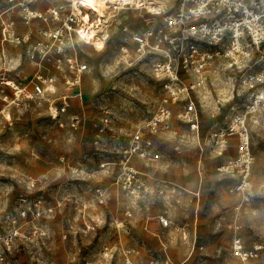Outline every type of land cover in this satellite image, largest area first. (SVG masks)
Listing matches in <instances>:
<instances>
[{
    "label": "rangeland",
    "instance_id": "rangeland-1",
    "mask_svg": "<svg viewBox=\"0 0 264 264\" xmlns=\"http://www.w3.org/2000/svg\"><path fill=\"white\" fill-rule=\"evenodd\" d=\"M54 2L40 4H47L46 9L63 6L59 21L68 5L66 0ZM8 7L0 1V12ZM128 14L129 26L136 30L158 29L163 21L145 23L139 18L143 13ZM128 14L122 13L124 18ZM2 19L14 20L19 33L27 30L16 10ZM118 28L116 22L111 25L106 47L103 40L87 45L73 39L77 55L67 51L66 64L76 60L89 70L83 75L82 97L72 100L68 114L59 120L50 118L47 106L63 93L61 80L41 104H11L12 91L0 86V235L21 227L11 261L125 264L123 250L134 246L139 264H245L234 247L241 240L246 251L262 248L250 264H264V107L255 115L261 125L249 123L252 163L246 189L236 192L239 174L221 170L223 162L238 156L237 140L229 142L223 158L216 157L210 143L213 131L226 127L232 114L247 105L246 71L231 68L225 60L207 70L205 86L191 94L198 133L178 119L177 105L172 133L146 134L153 154L138 160L154 181L167 182L168 188L163 195L133 201L115 185L117 151L156 112L163 80L152 73L156 55L140 58L129 42V56L123 58ZM34 68L24 45L0 44V79L5 75L27 83ZM106 115L111 126L102 133ZM161 218L168 219V227L161 225Z\"/></svg>",
    "mask_w": 264,
    "mask_h": 264
},
{
    "label": "built area",
    "instance_id": "built-area-1",
    "mask_svg": "<svg viewBox=\"0 0 264 264\" xmlns=\"http://www.w3.org/2000/svg\"><path fill=\"white\" fill-rule=\"evenodd\" d=\"M40 1L5 0L9 7L0 12V44L24 45L27 57L36 66L27 83L10 81L5 75L1 77L0 86L13 93L11 104H41L40 100L52 94L55 84L61 80L63 93L48 103L47 110L52 120L65 117L72 100L82 97L83 75L89 70L87 64L77 63L76 60L73 64H66L69 61L67 51H74L77 55L73 39L79 38L88 45L91 40L99 38L106 47L110 40V27L116 22L123 36L124 44L120 48L123 58L129 56V42L140 58L156 55L152 73L163 80L156 112L132 133L126 146L119 145L117 151L120 171L115 185L130 199L139 201L143 197L163 195L168 188L167 183L152 181L133 165L134 158L147 160L150 156L146 134L172 133L173 110L177 105H181L178 119L190 132L198 133L197 106L191 94L198 93L205 86L207 70L216 61L225 60L231 68L246 71L244 83L249 90L248 103L243 110L232 114L226 127L213 131L210 143L220 157L229 142L237 140L238 156L222 165L221 170L239 174L241 184L236 192L247 188L252 163L249 123L261 125L259 120L254 122L253 117L264 107V0H104L108 6L104 17L91 7V1L66 0L68 11L59 21L63 6L44 10L38 8ZM15 10L20 13L22 24L27 28L25 32L16 31L14 20L2 19ZM128 12L143 13L146 17L140 15L139 18L145 23H154L155 19L162 18L161 27L131 28ZM122 13L128 14V17L124 18ZM35 22L41 23V26L34 27ZM188 77H193L194 82L185 81ZM2 92L4 94V90ZM4 100L8 101L9 96L5 94ZM6 105L9 106V103ZM7 109L3 108L2 113ZM73 120L77 124L82 121ZM101 125L102 133L110 130L109 115L103 118ZM22 203L25 206L27 201ZM39 209V204H35V212L39 213ZM22 216L26 217L25 209ZM160 223L164 228L169 226L168 219L161 218ZM20 230L21 227H14L0 235V264H13L10 255ZM234 247L245 264L257 258L262 249L256 247L246 251L241 240H237ZM138 256L136 249L123 250L125 264H139Z\"/></svg>",
    "mask_w": 264,
    "mask_h": 264
},
{
    "label": "crops",
    "instance_id": "crops-1",
    "mask_svg": "<svg viewBox=\"0 0 264 264\" xmlns=\"http://www.w3.org/2000/svg\"><path fill=\"white\" fill-rule=\"evenodd\" d=\"M46 6H48V5H46ZM46 6H45V5L42 6V4H39V5H38V8H41V9H42V7H43V8H46ZM35 71H36V66H35V68H34L33 74H34ZM110 126H111V125H110ZM113 137H115V136H113ZM113 137H112V138H113ZM229 146H230V145H229ZM229 146H228V147H229ZM227 149H228V148H227ZM227 149H226L224 155L226 154ZM224 155H223V156H220V157H218V156L216 155V157H218V158L226 157V156H224ZM230 158H231V157H230ZM230 158H229V159H230ZM226 163H227V162H223V164H226ZM133 165H134L137 169H139L140 171H142L143 173H145V174H146V175H147L152 181H154L153 178L150 176V174H149V173L146 171V169L144 168V165H143L142 163H140L139 160H138L137 158H134V159H133ZM119 171H120V168H119ZM118 174H119V172H118ZM118 174H117V176H118ZM117 176H116V177H117ZM151 180H150V181H151ZM163 183H167V182H163ZM167 184H168V183H167ZM118 188H119V187H118ZM119 189H120V188H119ZM128 214H131V212H129ZM125 248H126V249H135L136 247L133 246V247H125ZM138 260H139V258H138Z\"/></svg>",
    "mask_w": 264,
    "mask_h": 264
},
{
    "label": "bare ground",
    "instance_id": "bare-ground-1",
    "mask_svg": "<svg viewBox=\"0 0 264 264\" xmlns=\"http://www.w3.org/2000/svg\"><path fill=\"white\" fill-rule=\"evenodd\" d=\"M88 1H91V7L92 8H94L95 9V11L98 13V15H101V17L103 16H105V12L107 11V9H108V6L106 5V3H104V0H88ZM47 3H48V1H47ZM47 5V4H46ZM45 5V6H46ZM48 6H46V8H47ZM96 40L98 39V40H101V39H99V38H95ZM80 40V39H79ZM81 41V40H80ZM94 41V39L93 40H91L90 42H93ZM95 43V42H94ZM253 121L254 122H257V118H256V116L255 117H253ZM258 126V125H257Z\"/></svg>",
    "mask_w": 264,
    "mask_h": 264
}]
</instances>
